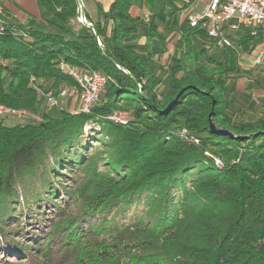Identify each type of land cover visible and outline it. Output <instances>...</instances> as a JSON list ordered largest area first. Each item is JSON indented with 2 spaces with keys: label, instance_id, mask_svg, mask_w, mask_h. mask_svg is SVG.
<instances>
[{
  "label": "trees",
  "instance_id": "obj_1",
  "mask_svg": "<svg viewBox=\"0 0 264 264\" xmlns=\"http://www.w3.org/2000/svg\"><path fill=\"white\" fill-rule=\"evenodd\" d=\"M38 1L55 30L7 24L0 36V106L39 118L0 122V264H264V116L238 120L251 87L232 90L261 37L231 35L223 60L205 58L203 30L173 32L163 90L150 44L160 23L179 27L175 13L148 22L114 0L97 4L104 24L85 13L88 27L78 0ZM62 63L107 77L90 114L42 109L46 93L77 87ZM117 111L127 124L106 118ZM84 169L74 193L64 182Z\"/></svg>",
  "mask_w": 264,
  "mask_h": 264
},
{
  "label": "built area",
  "instance_id": "obj_2",
  "mask_svg": "<svg viewBox=\"0 0 264 264\" xmlns=\"http://www.w3.org/2000/svg\"><path fill=\"white\" fill-rule=\"evenodd\" d=\"M205 5L201 15L189 18V25L192 29L199 28L205 32L208 48L233 49L234 44L229 31L236 32L243 29L250 37H261V42L254 48L252 56L254 64H262L264 58V0H207ZM3 13V7L0 4V36H4L8 29V25L2 18ZM80 21L87 24L86 19H80ZM23 36L28 39L26 34ZM60 68L77 82L76 88L71 91L63 89L60 96L78 97L81 95L84 104L81 112L90 114L93 106L100 100V95L108 81L107 77L94 71L84 72L64 63L60 65ZM46 97L51 106L57 104L52 93H48ZM0 110L1 114L9 115H20L22 112L4 106H0ZM2 111L4 112L2 113ZM107 119L119 124L128 122L127 117L117 113L108 116ZM187 133L186 130L181 132L184 139L195 140L193 136ZM216 164L219 167L222 166L219 160H216Z\"/></svg>",
  "mask_w": 264,
  "mask_h": 264
},
{
  "label": "rangeland",
  "instance_id": "obj_3",
  "mask_svg": "<svg viewBox=\"0 0 264 264\" xmlns=\"http://www.w3.org/2000/svg\"><path fill=\"white\" fill-rule=\"evenodd\" d=\"M147 1L148 0H134V8L139 14L143 15L144 20L150 22L156 16V14L161 12V11H163L166 15H169V16H171L172 14L175 13L177 26H179L176 30L171 31L169 29L167 30V27L163 23H160L158 25L157 30H156V34L154 35V37L151 41V44H150L151 49L154 53H156L160 48H162L161 37H164V39L166 41L165 46L169 47V45H170L169 40H170V37L172 36V33L176 32V31L179 33L180 31H185L186 29H189V27H190L189 18L191 16L201 15L205 9V6H206L203 0H152L150 8L147 9L146 8V2ZM82 2L84 5V9H86L90 14H96L97 8H96V4L94 3L93 0H82ZM146 15H147V17H146ZM47 18H49V17H47ZM229 34L234 35V36H241V35L247 34V33H245V30L240 29L236 32L229 31ZM197 47L202 48V40L201 39L197 40ZM139 49L145 51L147 49V47L146 46L140 47ZM238 50L240 51V49H238ZM179 54H180V48L178 47V45H176V46H174L173 52H171L169 54L168 64L171 65V62L173 63V60L175 58H177V56ZM207 57L225 60L227 56H226V53L223 49L211 48L208 51V53L205 55V58H207ZM157 62H159V64L164 63L163 59H162V52H160V55H158V57L153 58V60L151 61V64H150L152 69L156 73L159 72L157 69H158V67H160V65L157 67ZM245 71L247 72L245 79L248 81V83H250L253 90L255 88V90L258 91V90H261L264 88V64L262 66H257L255 68L245 69ZM160 78L162 80L160 88L163 90L167 89L169 87V79L167 77V72H165L164 68H162V70L160 71ZM255 82H257V83L255 84ZM73 88H76V87H64V89H67L69 91H71ZM45 95H48V93H46ZM63 98H65V97H63ZM70 98L74 99V101H73L74 105H75L74 111L75 112H81V109H83V106H84L82 99H81V95H79L78 97L72 96ZM62 100H63V104L61 106L65 107L67 104H69V101H66L64 99H62ZM243 100L244 101L239 100V102L235 106L236 110H241V114L239 116H237L238 120L245 119L247 117L260 116V115H256L257 113H255V111H254L255 109H256V111H262V112L264 111V96L263 97L262 96H255L253 94V96L248 97V98L243 99ZM65 103H67V104H65ZM45 104H46L45 99H42V106H44V108L42 107V109H44V110L47 109ZM125 110H128V109H125ZM3 112L4 111H2V113ZM23 113H27V112L22 111V112H20V115H18V116H10L9 114H1L0 113V122L4 123V125L7 127H13V126H17V125H25L27 123H32V121L29 118H27L29 116L24 115ZM115 113H117L118 115H124L127 118L130 117V114L128 112L117 111ZM187 134L191 135V136L196 135V134L190 133V132H188ZM179 136L181 138H183L181 133L179 134ZM190 141L196 142L197 140L196 139L195 140L190 139ZM216 160H219L221 162V160L219 158H216ZM221 164H222V162H221ZM86 171L87 170L84 169L83 173H81V174H77V175L72 174L71 178H69L67 181L64 182V185L67 188H70V190H72L74 193L80 194L81 192L79 193L77 191L80 187V184L83 181L85 182L87 177H88Z\"/></svg>",
  "mask_w": 264,
  "mask_h": 264
},
{
  "label": "crops",
  "instance_id": "obj_4",
  "mask_svg": "<svg viewBox=\"0 0 264 264\" xmlns=\"http://www.w3.org/2000/svg\"><path fill=\"white\" fill-rule=\"evenodd\" d=\"M93 1L96 4V8H97L96 14H90L86 9L85 11L88 13V15L91 17V19L94 22L101 21V23L104 24V15H99L97 4H99L102 7L104 12H107L110 8V5L114 2V0H93ZM203 1L205 3L207 0H203ZM0 4L2 5L3 10H4L2 18L6 24L15 25V26L23 27V28L24 27L31 28L33 30L46 31V32L56 29L53 25L48 24V20H51L54 18L51 16L50 13L42 9L38 0H0ZM132 13L134 16H140L141 18H144L143 15L139 14L135 10V8H133ZM47 17H49L50 19ZM88 25H91V24H88ZM110 25L111 24H108L107 29H110ZM243 35L248 36L247 34H243ZM145 43H146V38H142L139 44L141 45V47H145ZM169 43L170 45L169 47H167V52H164L165 49L163 50L162 48H160L159 52L156 55V57H158V55H160V52H162V59L164 62L163 64H159V62H157V67L160 65V67H158L157 69L159 71L157 72L159 75H160V71L162 70V68H164L165 72H167V67L169 66L168 64L169 54L173 52L174 46L177 45V44L172 45L171 42ZM179 55L177 56V58L179 57ZM240 64L243 69L255 68L257 66H262L264 64V58L262 60V64L256 65L254 64L253 56L242 57L240 60ZM256 83L257 82H255V84ZM250 87L251 89L249 90V92L251 93L253 91L251 93V96H253V94L255 96H262V97L264 96V88L258 91L255 90V88L253 90L252 86L250 85V83H248L245 77L237 79L234 82L232 90L236 92H243L244 90H247ZM67 106L70 107V109L75 108L73 101H69V104H67ZM254 111L255 113H257L256 115L264 116V111L263 112L256 111V109Z\"/></svg>",
  "mask_w": 264,
  "mask_h": 264
},
{
  "label": "water",
  "instance_id": "obj_5",
  "mask_svg": "<svg viewBox=\"0 0 264 264\" xmlns=\"http://www.w3.org/2000/svg\"><path fill=\"white\" fill-rule=\"evenodd\" d=\"M79 1V4H80V8H81V15H82V19H85V9H84V5H83V2L82 0H78ZM88 25V24H87ZM89 27H92L91 25H88ZM189 89H193V90H196L195 87H186V88H183L179 94L177 95L176 99L174 101H172L169 105V107H171L178 99L181 95H183L186 91H188ZM47 95H45V101H46V108L47 109H54V108H65L67 111L71 112V113H77L75 112V108H72L70 109V107H68L67 105L65 107L61 106L63 104V100H66V101H74L73 98H70L72 96H66L65 98L63 97H59V98H56V102L57 104L55 106H51L49 103H48V100H47ZM5 107V106H4ZM5 108H8V107H5ZM8 109H11V108H8ZM12 110H17V109H12ZM82 110V109H81ZM17 111H25V110H17ZM80 111V110H79ZM27 112V111H25ZM24 115H28L29 119H35V120H38L39 118L37 116H34V115H31L29 112L27 113H24ZM10 116H18V115H10ZM31 117V118H30ZM210 130L212 133L214 134H218V135H221V136H227V137H231V138H234L235 136L233 135V133H231L230 131L228 130H223V129H218L216 128V125L210 121Z\"/></svg>",
  "mask_w": 264,
  "mask_h": 264
}]
</instances>
